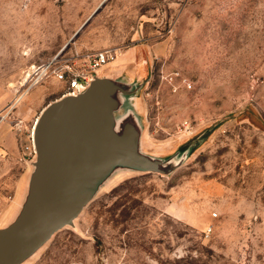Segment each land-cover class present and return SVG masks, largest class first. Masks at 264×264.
I'll list each match as a JSON object with an SVG mask.
<instances>
[{"label":"rangeland","instance_id":"rangeland-1","mask_svg":"<svg viewBox=\"0 0 264 264\" xmlns=\"http://www.w3.org/2000/svg\"><path fill=\"white\" fill-rule=\"evenodd\" d=\"M108 47L109 75L142 83L143 150L190 154L115 174L28 264H264V0H0V118L24 93L0 122L61 96L52 75L25 91L34 66ZM4 149L0 227L33 168L17 135Z\"/></svg>","mask_w":264,"mask_h":264},{"label":"water","instance_id":"water-1","mask_svg":"<svg viewBox=\"0 0 264 264\" xmlns=\"http://www.w3.org/2000/svg\"><path fill=\"white\" fill-rule=\"evenodd\" d=\"M122 58L119 65L128 59ZM111 61L89 71L86 86L46 104L33 121V168L16 214L0 227V264H24L56 233L75 227L118 172L169 176L186 162L188 146L167 157L143 150L135 101L142 83L110 76L105 66Z\"/></svg>","mask_w":264,"mask_h":264},{"label":"built area","instance_id":"built-area-1","mask_svg":"<svg viewBox=\"0 0 264 264\" xmlns=\"http://www.w3.org/2000/svg\"><path fill=\"white\" fill-rule=\"evenodd\" d=\"M117 52L116 48L108 47L86 54L76 53L75 56L67 61L52 59L48 62L42 63L41 65L34 66L33 72L30 75L31 77H29L30 82L25 91L27 92L35 84L51 75L59 81L64 82L65 85L62 90V94L71 92L79 86H86L91 79L88 72L96 70L107 62L113 60L117 56ZM18 98L15 100H19ZM14 102L10 105L8 111L4 113L0 120H4L10 114L11 109L15 106ZM10 122L24 154L29 158L32 157L34 154L32 144V125H27L24 119L18 116L12 117Z\"/></svg>","mask_w":264,"mask_h":264},{"label":"crops","instance_id":"crops-1","mask_svg":"<svg viewBox=\"0 0 264 264\" xmlns=\"http://www.w3.org/2000/svg\"><path fill=\"white\" fill-rule=\"evenodd\" d=\"M18 96H17V98H18ZM6 100L7 99L3 98L0 101V110L7 104ZM19 100H16V101L18 102ZM6 122L7 121H1L0 122V159L3 156V152L6 151L4 148L8 145V143L12 142V140H15V138H16V135L13 131L12 125L9 122H7V123Z\"/></svg>","mask_w":264,"mask_h":264},{"label":"bare ground","instance_id":"bare-ground-1","mask_svg":"<svg viewBox=\"0 0 264 264\" xmlns=\"http://www.w3.org/2000/svg\"><path fill=\"white\" fill-rule=\"evenodd\" d=\"M23 95H24V93L22 92L18 97H20V96L22 97ZM21 97H20V98H21ZM20 98H19V99H20ZM16 103H17V101H16ZM16 103H15V104H16ZM7 111H8V110H7ZM7 111H6V112H7ZM6 112H5V113H6ZM28 263H29V261L25 262L24 264H28Z\"/></svg>","mask_w":264,"mask_h":264}]
</instances>
